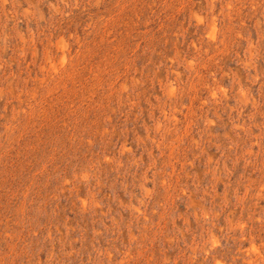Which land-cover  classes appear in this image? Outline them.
I'll return each mask as SVG.
<instances>
[{
	"label": "rangeland",
	"instance_id": "rangeland-1",
	"mask_svg": "<svg viewBox=\"0 0 264 264\" xmlns=\"http://www.w3.org/2000/svg\"><path fill=\"white\" fill-rule=\"evenodd\" d=\"M0 264H264V0H0Z\"/></svg>",
	"mask_w": 264,
	"mask_h": 264
}]
</instances>
